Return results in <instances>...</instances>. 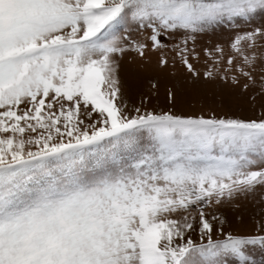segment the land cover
Wrapping results in <instances>:
<instances>
[{
	"label": "snow or ice",
	"instance_id": "obj_1",
	"mask_svg": "<svg viewBox=\"0 0 264 264\" xmlns=\"http://www.w3.org/2000/svg\"><path fill=\"white\" fill-rule=\"evenodd\" d=\"M261 13L264 0H0V264H264L249 251L264 226L213 238L220 218L205 213L264 186V114H130L116 59L145 55L130 22L153 48L183 31L184 54ZM258 38L264 27L232 41L244 65Z\"/></svg>",
	"mask_w": 264,
	"mask_h": 264
},
{
	"label": "rangeland",
	"instance_id": "obj_2",
	"mask_svg": "<svg viewBox=\"0 0 264 264\" xmlns=\"http://www.w3.org/2000/svg\"><path fill=\"white\" fill-rule=\"evenodd\" d=\"M124 27L133 40L148 44L144 56L130 49L116 57L123 102L130 114H134L137 107L142 111H172L206 117L214 114L253 119L264 114V39L258 38L254 48H249L247 41L241 44L248 55L255 56L251 66L244 65L242 57L231 47L237 35L264 27V13L257 15L251 23L238 22L236 26H221L197 34L194 41H187L188 52L184 54H180L185 47L183 31L162 35V47L153 48L148 38L150 29H138L134 22ZM217 46L223 51L217 52ZM183 55H187L195 75L183 63ZM230 56L233 58L231 65L228 63ZM161 59L166 63L161 64ZM240 67L249 72L252 79L243 75ZM206 72L212 75L205 76ZM169 91L174 93V101L169 99ZM205 213L209 220L218 216L224 221L223 224L220 220L213 221V238H223L217 231L220 228L233 234H259L264 226V186H257L247 194H237L232 200L213 203L205 207ZM188 235L200 242L198 230ZM249 251L258 260L264 254L258 246Z\"/></svg>",
	"mask_w": 264,
	"mask_h": 264
}]
</instances>
